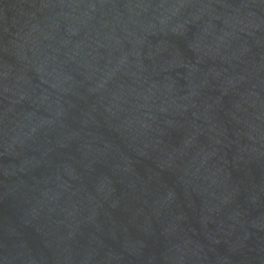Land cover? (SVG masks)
Returning <instances> with one entry per match:
<instances>
[{"label":"water","instance_id":"1","mask_svg":"<svg viewBox=\"0 0 264 264\" xmlns=\"http://www.w3.org/2000/svg\"><path fill=\"white\" fill-rule=\"evenodd\" d=\"M0 264H264V0H0Z\"/></svg>","mask_w":264,"mask_h":264}]
</instances>
